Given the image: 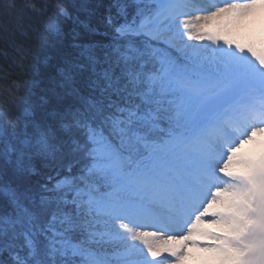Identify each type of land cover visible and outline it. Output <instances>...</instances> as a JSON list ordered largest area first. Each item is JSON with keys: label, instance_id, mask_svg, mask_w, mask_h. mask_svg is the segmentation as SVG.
Wrapping results in <instances>:
<instances>
[{"label": "snow or ice", "instance_id": "snow-or-ice-1", "mask_svg": "<svg viewBox=\"0 0 264 264\" xmlns=\"http://www.w3.org/2000/svg\"><path fill=\"white\" fill-rule=\"evenodd\" d=\"M26 7L57 64L0 117V264H264V0Z\"/></svg>", "mask_w": 264, "mask_h": 264}, {"label": "trees", "instance_id": "trees-1", "mask_svg": "<svg viewBox=\"0 0 264 264\" xmlns=\"http://www.w3.org/2000/svg\"><path fill=\"white\" fill-rule=\"evenodd\" d=\"M71 0H0V117L15 121L21 116L24 102L35 99L33 81H46L54 74L57 50L50 46V37L45 31L46 18L39 17L26 7L48 4L52 15L57 4H68ZM105 6L110 0H99ZM11 11L3 5L13 4ZM101 15L104 9L100 10ZM93 23H98L97 19ZM71 23L65 25L66 31ZM51 57L47 63L45 59ZM21 85V87H17Z\"/></svg>", "mask_w": 264, "mask_h": 264}, {"label": "rangeland", "instance_id": "rangeland-1", "mask_svg": "<svg viewBox=\"0 0 264 264\" xmlns=\"http://www.w3.org/2000/svg\"><path fill=\"white\" fill-rule=\"evenodd\" d=\"M190 264H195V262H190Z\"/></svg>", "mask_w": 264, "mask_h": 264}]
</instances>
